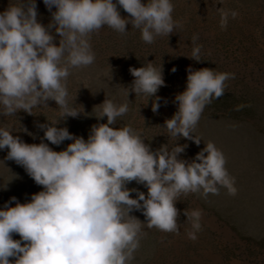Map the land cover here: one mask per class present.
<instances>
[{
	"label": "clouds",
	"instance_id": "clouds-1",
	"mask_svg": "<svg viewBox=\"0 0 264 264\" xmlns=\"http://www.w3.org/2000/svg\"><path fill=\"white\" fill-rule=\"evenodd\" d=\"M44 3L53 15L47 26L39 20L38 0H11L0 12V115L35 114V109L51 108L49 101L54 100L59 105L58 116L40 125L45 130L43 139L57 146L73 142L57 151L47 142L27 143L13 134L21 131L14 126L0 127V150H9L7 159L15 160L43 186L29 202L13 196L0 209V264H131L141 247L144 224L132 215L134 211L143 212L149 227L180 235L176 202L181 195L201 190L205 195L219 194L220 187H227L235 196L236 181L227 169L225 153L214 142H208L189 163L180 159L187 145L177 144L170 150L165 144L153 151L138 129L113 127L129 112L128 103L106 99L97 106L101 111L95 116L108 120L94 125L88 139L59 126L61 120L84 112L71 101L68 78L71 68L95 63L91 35L105 25L127 33L132 23L141 30L143 40L152 44L157 36H170L179 27L173 0ZM120 6L131 19L121 15ZM54 7L56 11H52ZM219 12L224 29L230 17L240 15L224 7ZM197 39L193 37V42ZM200 50L196 47L191 57L200 61ZM130 71L135 80L128 97L134 91L148 103L153 101V111L159 112L162 98L157 93L166 83L163 67L150 62ZM188 72L187 88L175 98L178 111L165 123L173 140L182 134L199 145L201 139L193 135L195 127L206 106L225 94L226 81L235 75L208 67L189 68ZM134 181L148 192L129 188ZM184 214L191 223L187 236L195 241L202 230L203 210L186 209ZM17 234L21 239L14 238Z\"/></svg>",
	"mask_w": 264,
	"mask_h": 264
},
{
	"label": "rangeland",
	"instance_id": "rangeland-1",
	"mask_svg": "<svg viewBox=\"0 0 264 264\" xmlns=\"http://www.w3.org/2000/svg\"><path fill=\"white\" fill-rule=\"evenodd\" d=\"M10 3L11 0H0V12ZM173 3V16L179 27L170 36H157L152 44L143 40L141 30L132 23L128 24L127 33L105 25L101 32L91 35L95 63L71 68L68 78L71 101L84 112L61 120L59 126L88 139L94 125L108 120L104 117L101 121L95 116L101 111L96 107L111 99L130 107L113 127L131 125L138 129L153 151L165 144L170 150L177 144L187 145L180 159L189 163L208 142H214L225 153L237 195H231L227 187H220L219 194L205 195L201 190L181 195L176 202L180 210V235L149 227L143 212L134 211L132 215L144 224L141 247L131 264H264V0H223V3L173 0ZM223 7L240 13L235 19L229 18L227 29L221 27L219 8ZM56 10L54 7L52 11ZM38 11L39 20L49 25L53 15L44 0H38ZM120 12L131 19L122 6ZM52 32L55 34V29ZM55 42L59 45V35ZM196 47L201 49L200 61L191 57ZM150 62L163 67L166 82L157 93L162 98L159 112L153 111V101L148 103L134 91L128 97V88L135 80L130 69ZM205 67L233 73L235 78L226 81L225 94L212 99L195 127L193 135L201 143L197 145L182 134L173 140L165 122L178 111L175 98L187 88L189 68L196 71ZM174 68L177 71L173 72ZM49 106L35 109V114L20 111L11 117L0 115V127L14 126L21 130L13 134L29 144L47 142L54 150H66L73 141L57 146L43 139L45 130L40 125L58 116V103L52 100ZM8 151L0 150V209L13 196L26 203L43 190L23 166L7 159ZM128 187L148 192L147 187L135 181ZM136 196L134 192L133 197ZM191 208L203 210L202 230L195 241L187 236L191 223L184 214ZM14 238L21 239L18 234Z\"/></svg>",
	"mask_w": 264,
	"mask_h": 264
}]
</instances>
